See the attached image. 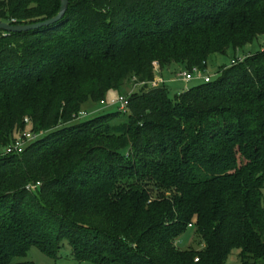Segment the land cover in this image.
<instances>
[{
	"label": "trees",
	"instance_id": "1",
	"mask_svg": "<svg viewBox=\"0 0 264 264\" xmlns=\"http://www.w3.org/2000/svg\"><path fill=\"white\" fill-rule=\"evenodd\" d=\"M60 5L0 0V21ZM261 36L264 0H70L0 31V264L65 243L78 263L264 264V52L181 94L148 86L155 61L205 72ZM130 78L126 112L78 121ZM26 119L38 137L6 154ZM193 228L202 248L180 250Z\"/></svg>",
	"mask_w": 264,
	"mask_h": 264
},
{
	"label": "rangeland",
	"instance_id": "2",
	"mask_svg": "<svg viewBox=\"0 0 264 264\" xmlns=\"http://www.w3.org/2000/svg\"><path fill=\"white\" fill-rule=\"evenodd\" d=\"M252 47V48H251ZM264 52V36H261L258 41L254 42L253 45H248L243 50L237 51L235 54L234 52H230L227 56L221 57L220 55H213L210 58V65L209 68L205 70V73L213 76L212 81L217 80V72L222 71L225 67H228L232 61L240 62L243 61L245 58L252 57L258 52ZM156 66L158 69H156ZM154 71L156 73V79L160 81L166 80V87L169 89L171 95L181 94L186 90H192L201 84L203 82L199 81H193L189 84H186L185 82L178 79L179 72L182 71L183 67L178 64H169L162 68L157 61L153 62ZM164 77L166 79H164ZM161 86L162 84L159 83ZM143 89V86H138L135 83L134 78H130L125 82V86L123 88V96L128 97L134 93L140 92ZM121 95V96H122ZM120 97L119 92L112 91L107 96V103L101 104V103H95L90 102L86 104L82 112L87 113L88 115L85 117H79V122H83L92 118H95L97 116H102L106 114H116L119 113L122 115V112L120 111V105H111L112 100H118ZM118 122H121L118 121ZM32 130V126L29 122V124H26L25 131L30 132ZM19 136V135H17ZM16 136V137H17ZM15 137V138H16ZM159 192L154 190L153 196H157ZM177 246L180 250H188L190 248H193L195 250H200L202 248L201 240L197 234L196 229H188L178 240H177ZM21 262H32L33 264H94L92 262H84V263H78L76 262L72 257L71 248L68 245V243H65V248L62 249L58 255V259H52L48 256H46L40 249L37 247H32L26 257H19L15 258L13 260V263H21ZM226 264H242L241 258H240V251L239 250H233L231 254L229 255L227 259Z\"/></svg>",
	"mask_w": 264,
	"mask_h": 264
},
{
	"label": "built area",
	"instance_id": "3",
	"mask_svg": "<svg viewBox=\"0 0 264 264\" xmlns=\"http://www.w3.org/2000/svg\"><path fill=\"white\" fill-rule=\"evenodd\" d=\"M232 65L236 64V61H232L231 62ZM157 64H155L156 66ZM156 69H158V67H155ZM178 79L185 82L186 84H189L190 82L193 81H205V82H209L210 81V77L207 76V74H205V72L201 71L198 68H194L191 71H187V70H182L181 72H179V74L177 75ZM160 84H164V81H158L157 79L153 82L150 83L148 86H150L151 88H156L159 87ZM139 86H144V85H139ZM102 104H106L105 102H102ZM120 105V110L123 112H126L127 107H128V99L127 97L124 96H120L118 100H112L111 101V105ZM87 113H83L81 112L79 117H85L87 116ZM29 120L26 119L25 123L29 124ZM38 136L35 135L32 130L30 132H26L24 131L22 134H20L19 136H17L14 141L12 142L11 145H9L6 149H5V153L6 154H22L23 151L25 150L26 146L34 141ZM40 185V184H38ZM33 187L29 186L27 187L28 190H31ZM189 227H192V225H190ZM196 261H198V259H196Z\"/></svg>",
	"mask_w": 264,
	"mask_h": 264
},
{
	"label": "water",
	"instance_id": "4",
	"mask_svg": "<svg viewBox=\"0 0 264 264\" xmlns=\"http://www.w3.org/2000/svg\"><path fill=\"white\" fill-rule=\"evenodd\" d=\"M69 4H70V0H61L60 11L57 14V16H55L54 18L49 19L47 21L36 23V24L12 25V24L0 21V31H2L4 33H8V34H10V33H26L29 31L38 30L40 28L53 25L55 23H58L59 21H61L64 18V16L66 15V13L68 11Z\"/></svg>",
	"mask_w": 264,
	"mask_h": 264
},
{
	"label": "crops",
	"instance_id": "5",
	"mask_svg": "<svg viewBox=\"0 0 264 264\" xmlns=\"http://www.w3.org/2000/svg\"><path fill=\"white\" fill-rule=\"evenodd\" d=\"M252 46V45H251ZM252 48V47H251ZM164 79H166L165 77H164ZM166 81V80H165Z\"/></svg>",
	"mask_w": 264,
	"mask_h": 264
}]
</instances>
